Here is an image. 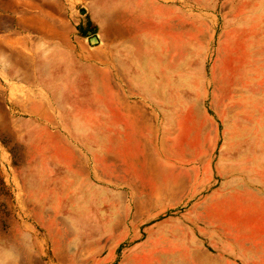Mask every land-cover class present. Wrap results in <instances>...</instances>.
<instances>
[{
    "label": "rangeland",
    "instance_id": "374dc122",
    "mask_svg": "<svg viewBox=\"0 0 264 264\" xmlns=\"http://www.w3.org/2000/svg\"><path fill=\"white\" fill-rule=\"evenodd\" d=\"M0 264H264V0H0Z\"/></svg>",
    "mask_w": 264,
    "mask_h": 264
},
{
    "label": "water",
    "instance_id": "95a60500",
    "mask_svg": "<svg viewBox=\"0 0 264 264\" xmlns=\"http://www.w3.org/2000/svg\"><path fill=\"white\" fill-rule=\"evenodd\" d=\"M90 41H91V42H97V38H96L95 36H92V37L90 38Z\"/></svg>",
    "mask_w": 264,
    "mask_h": 264
}]
</instances>
